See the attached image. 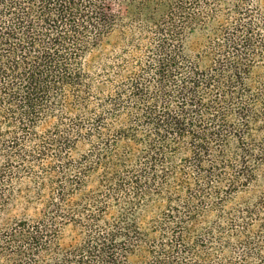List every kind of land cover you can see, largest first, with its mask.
Returning a JSON list of instances; mask_svg holds the SVG:
<instances>
[{
  "label": "trees",
  "instance_id": "obj_1",
  "mask_svg": "<svg viewBox=\"0 0 264 264\" xmlns=\"http://www.w3.org/2000/svg\"><path fill=\"white\" fill-rule=\"evenodd\" d=\"M0 264H264L261 0H0Z\"/></svg>",
  "mask_w": 264,
  "mask_h": 264
},
{
  "label": "rangeland",
  "instance_id": "obj_2",
  "mask_svg": "<svg viewBox=\"0 0 264 264\" xmlns=\"http://www.w3.org/2000/svg\"><path fill=\"white\" fill-rule=\"evenodd\" d=\"M261 4L264 6V0H261ZM69 232H67V231H65L64 233H63V238H62V241L64 242V243H66V242H68L69 241Z\"/></svg>",
  "mask_w": 264,
  "mask_h": 264
}]
</instances>
